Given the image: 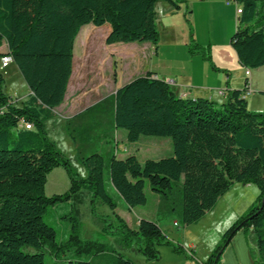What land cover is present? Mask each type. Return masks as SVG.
<instances>
[{
  "label": "trees",
  "instance_id": "1",
  "mask_svg": "<svg viewBox=\"0 0 264 264\" xmlns=\"http://www.w3.org/2000/svg\"><path fill=\"white\" fill-rule=\"evenodd\" d=\"M157 1L0 0V47L6 44L29 90L20 105L14 104L4 92L5 78L0 73V264H45V247L56 257L66 251L91 257L76 264H95L92 256L103 259L104 264H136L121 253L103 255L105 244L97 240H81L78 211L73 209V216L63 212L79 189L112 210L117 206L104 183V156L100 152L87 154L79 144L80 137H88L82 118L101 106L105 116H110L108 125L126 130L128 143L141 136L170 139L171 156L140 161L134 153L123 157L112 151L109 154L110 183L129 208L146 203L147 181L158 193L156 215L179 212L182 224L188 226L212 210L234 182L253 183L259 189L255 201L197 264H220L223 251L239 230L245 235L254 263L264 264V111L249 110L241 96L248 89L247 79L242 89L230 90L220 104L203 97H181L151 72L121 85L108 98L66 121V132L80 148V162L86 170L83 178L73 173L69 160L47 135L45 122L54 117L53 108L63 101L80 28L107 23L111 29L104 39L106 44H156ZM164 1L178 7L179 0ZM233 1L241 6V14L230 44L243 67L262 66L264 0ZM190 51L201 52L210 60L193 40ZM21 122L33 127H20ZM75 123L77 130L72 128ZM58 166L67 170L71 185L64 193L46 195L47 175ZM58 207L62 211L58 217H66L71 223L68 234L64 232L59 241L56 228L43 219L48 209ZM113 220L116 224L110 222L105 227L112 224L123 246L137 250L146 259H158L157 246L163 244L186 253L182 245L167 238L156 220L140 218L136 229L117 215ZM65 234L67 238H63ZM26 247L35 251H26Z\"/></svg>",
  "mask_w": 264,
  "mask_h": 264
},
{
  "label": "rangeland",
  "instance_id": "2",
  "mask_svg": "<svg viewBox=\"0 0 264 264\" xmlns=\"http://www.w3.org/2000/svg\"><path fill=\"white\" fill-rule=\"evenodd\" d=\"M264 14V13H263ZM264 18V17H261ZM91 33V39L87 44H84L82 33H78L73 44L72 56V74L69 82V90L65 103L72 105L73 101L81 95V91L87 90L92 81L110 80L112 75L111 61L107 60V52L104 48V40L102 38L104 28L96 27ZM0 53L7 52L5 43L0 48ZM1 65V61H0ZM0 73L5 78L4 92L11 97V101L20 105L29 94V90L18 72L14 63L10 62L8 67L0 68ZM110 78V79H109ZM108 82V81H107ZM106 94L105 89L101 92ZM110 95L103 97L101 100L108 98ZM76 103V102H75ZM94 103V104H95ZM67 106V105H66ZM65 104L54 110L55 116L45 125V130L48 137L55 143L62 155L70 162V167L77 177H85L86 170L80 162V155L74 146V143L68 133L65 131V126L69 118L73 117V112L66 111ZM86 109V108H85ZM82 108L78 113L85 110ZM249 110H252L248 107ZM255 111H259L255 110ZM264 111V109H263ZM77 113V114H78ZM103 107H99L91 114L82 118L88 137H80L79 144L81 148H86L85 153L100 152L105 158L104 167V183L106 189L116 201V208L112 210L110 206L104 204L91 197V194L79 189L77 196L68 200L64 208V214L68 216L75 215L73 209L78 211L79 218V238L81 240H97L105 244V251L103 255L109 256L115 253H121L124 257L136 262V264H197V262L204 261L210 254L214 246L220 243L221 237L225 229L232 224L239 216L244 214L248 207L255 201L258 196L259 189L253 183L242 184L234 182L230 189L221 195L214 208L208 211L202 219L197 223L184 226L181 222L179 212H174L169 215H156V207L158 203V193L153 191L148 182H145L146 203L142 205L129 208L123 199L114 191L109 179L108 171V156L111 153H117L119 157L126 156L127 150L123 151L125 144L133 147L131 153H134L140 161L146 158L158 159L165 156L172 155L171 143L166 146V141H170L167 137L160 136H141L135 143H128L126 140V130L124 128H113L108 125L110 116L106 115ZM76 115V113H75ZM111 124V123H110ZM73 129L77 130L76 123L72 125ZM89 148H87V143ZM117 143L118 147L117 148ZM162 144V148L156 150L151 144ZM78 144V145H79ZM70 177L67 170L58 166L51 170L47 175L45 184L46 195L61 194L68 191L70 187ZM62 212L61 209L51 208L44 214L43 219L57 230V240L62 239V234L70 229V221L66 217L59 218L57 213ZM117 215L122 221L131 229H136L138 219L149 218L154 219L161 225L166 236L171 241L178 243L187 251L189 249L193 252V257H189L182 251H175L170 244L158 245L159 258L156 260L146 259L140 252L133 248L123 246L121 237L115 234L114 226H106L107 223H114V217ZM178 223V226L174 225ZM68 234V233H66ZM63 238H67L68 235ZM189 246H192L188 248ZM26 251L34 252L35 249L31 247L24 248ZM45 264H62L72 260V264H76L78 260H89L91 257L82 254L77 256L72 251L59 253H51L45 247L43 249ZM95 264H104L98 256H92Z\"/></svg>",
  "mask_w": 264,
  "mask_h": 264
},
{
  "label": "crops",
  "instance_id": "3",
  "mask_svg": "<svg viewBox=\"0 0 264 264\" xmlns=\"http://www.w3.org/2000/svg\"><path fill=\"white\" fill-rule=\"evenodd\" d=\"M155 11L159 31L156 44L147 41L104 43L107 60L111 61V79L103 82L101 76L100 80L92 81L89 88L81 91L80 97L72 105L65 103L69 79L63 101L53 111L65 104L66 111L72 110V115H75L82 108L114 94L121 85L147 72L167 81L181 97H203L218 104L226 100L230 90L242 89L247 79L252 89L245 98L247 106L252 110L264 109V65L253 69L243 67L230 44V37L240 18L233 1L179 0L176 7L172 2L158 0ZM92 26L94 25L89 23L79 30L84 44L89 42L91 33L95 31ZM96 27L104 28V40L111 29L110 25L106 23ZM192 40L209 54L210 60L201 52L190 51ZM246 70L249 71L248 75ZM104 89L106 94L102 95ZM165 144L169 146L170 141ZM151 145L156 150L162 148L159 143ZM74 146L76 148L75 144ZM124 146L122 150L131 153L133 147L128 144ZM220 264H255L242 230L237 231L226 246Z\"/></svg>",
  "mask_w": 264,
  "mask_h": 264
},
{
  "label": "built area",
  "instance_id": "4",
  "mask_svg": "<svg viewBox=\"0 0 264 264\" xmlns=\"http://www.w3.org/2000/svg\"><path fill=\"white\" fill-rule=\"evenodd\" d=\"M226 2H227V3H230L231 0H226ZM234 3L236 4V6H237V8H238V3H237V2H234ZM0 61H1L0 68H4V67H7V66L9 65L10 62H12V58H11V56H10L7 52H5V53H3V54L0 56ZM245 73H246V75H248V74H249V71L246 70ZM220 92L223 93V91H220ZM251 92H252V89H251L250 86L248 85V89H247L246 91L242 92L241 96H242L243 98H246V96L249 95ZM20 127H25V128H27V129H31V128L33 127V124H29V123L21 122V123H20ZM174 225H175V226H178V223H177V222H174ZM191 247H192V246H191ZM188 248H190V247H188ZM191 251H192L191 249H189V250L186 251V254H187L189 257H193V254L191 253ZM188 264H190V263H188Z\"/></svg>",
  "mask_w": 264,
  "mask_h": 264
},
{
  "label": "bare ground",
  "instance_id": "5",
  "mask_svg": "<svg viewBox=\"0 0 264 264\" xmlns=\"http://www.w3.org/2000/svg\"><path fill=\"white\" fill-rule=\"evenodd\" d=\"M233 0H231V2H232ZM234 2V1H233ZM237 13L238 14H241V6L240 5H238V8H237Z\"/></svg>",
  "mask_w": 264,
  "mask_h": 264
},
{
  "label": "water",
  "instance_id": "6",
  "mask_svg": "<svg viewBox=\"0 0 264 264\" xmlns=\"http://www.w3.org/2000/svg\"><path fill=\"white\" fill-rule=\"evenodd\" d=\"M116 92V91H115ZM263 200H264V196H263V198H262ZM263 202V201H262Z\"/></svg>",
  "mask_w": 264,
  "mask_h": 264
}]
</instances>
